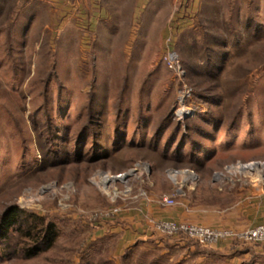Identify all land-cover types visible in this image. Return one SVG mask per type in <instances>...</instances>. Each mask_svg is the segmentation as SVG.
Here are the masks:
<instances>
[{
	"label": "rangeland",
	"instance_id": "374dc122",
	"mask_svg": "<svg viewBox=\"0 0 264 264\" xmlns=\"http://www.w3.org/2000/svg\"><path fill=\"white\" fill-rule=\"evenodd\" d=\"M100 4L0 0V264H233L188 235L175 236L191 240L183 249L109 228L123 216L107 217L118 197L99 171L148 162L141 186L160 196L173 189L167 166L194 168L198 185L235 177L227 161L264 160V0H178L151 29L112 34ZM170 47L184 72L169 87ZM91 132L105 145L92 148Z\"/></svg>",
	"mask_w": 264,
	"mask_h": 264
},
{
	"label": "crops",
	"instance_id": "0c3cea01",
	"mask_svg": "<svg viewBox=\"0 0 264 264\" xmlns=\"http://www.w3.org/2000/svg\"><path fill=\"white\" fill-rule=\"evenodd\" d=\"M100 1V6L92 7L99 8L97 10H100V15L104 18H101L104 20L102 22L103 29L108 34H112L110 27L114 24L135 33L138 32V26L144 28L147 24L150 25L151 29V26L158 24L157 17L159 14L165 15L162 18H170L169 15L172 12L174 13V8L178 3V0ZM168 11H170V14H168ZM112 14L115 17H111ZM96 23H98L97 20H95L94 24ZM181 32H184V30ZM130 36L134 39L132 40L133 44H149L148 42H144L138 34L130 33ZM207 134L206 138H213V134L209 130ZM201 142L206 144V142ZM229 178L227 182L214 183L210 177H205L196 188L189 191L188 206L161 207L149 217L145 216L142 212H130L119 218L118 222L120 223H112L109 228L114 227V230L116 229L117 232L122 230V236H165L168 240L180 245L181 248L188 249V245L191 244L188 241L191 240L187 239L188 241H186L182 239L183 237H175L187 236L186 234L172 235L163 233L157 229L156 221L165 218L237 229H244L255 223L264 221V215L257 216L255 206L243 199L245 191L244 183L234 176L230 175ZM167 184L164 185L170 189L171 185ZM217 247L218 252H215L216 258H228L229 262L234 261L233 264L243 258H249L254 262L256 259L259 260L261 257H264V248L261 246L252 245L250 248H244L240 245L238 247L233 245L230 239L224 240Z\"/></svg>",
	"mask_w": 264,
	"mask_h": 264
},
{
	"label": "built area",
	"instance_id": "2783aa9c",
	"mask_svg": "<svg viewBox=\"0 0 264 264\" xmlns=\"http://www.w3.org/2000/svg\"><path fill=\"white\" fill-rule=\"evenodd\" d=\"M170 38L173 39L172 36ZM171 48L173 47L168 49L165 56V64L169 68L172 80H170L171 82L168 83V86L169 84L174 86L178 83L179 76L184 72L183 66L178 62V53ZM181 91L183 97L190 92L180 88L179 92ZM183 97H180L181 100H184ZM187 111L188 109L185 105L178 108L176 114L179 117H183ZM224 168H227L230 173L244 183L245 192L243 199L255 206L257 216H263L264 160L243 156L236 162L227 161L224 164ZM150 170V163L137 161L133 164L104 168L99 171L100 182L108 187L109 190H114L116 197H118L117 205L106 213L107 217L124 216L130 212H142L149 217L161 207L188 206L189 191L196 187L199 180V175L194 168L189 166L165 167L164 178L172 183L173 189L171 192L160 196H154L145 187L141 186L142 177ZM214 176L219 177L220 172H215ZM156 227L163 233L172 235L186 234L205 246H218L224 240L230 239L233 245L251 243L264 248V221L244 229H237L164 218L156 221Z\"/></svg>",
	"mask_w": 264,
	"mask_h": 264
},
{
	"label": "trees",
	"instance_id": "16d2710c",
	"mask_svg": "<svg viewBox=\"0 0 264 264\" xmlns=\"http://www.w3.org/2000/svg\"><path fill=\"white\" fill-rule=\"evenodd\" d=\"M214 119H209L208 117H205L206 118V120H207V122H208V124L212 127V128H214L213 126H216L217 124L219 125L220 124V120H218L219 119V116H217L216 114L214 115ZM94 120V119H93ZM91 124H89V125H85V127H84V132H81L80 134H78V136H74V142L75 143H77V148H75V150L76 151H74V152H76L77 154L76 155H74V159L75 160H77V159H79L81 156H79L81 153H83L82 151L83 150H81L80 149V147H81V145H82V141H83V139H84V137H85V135H86V133L91 129ZM209 129V128H208ZM90 135H92V138H93V142H92V148L94 147V145L96 144V143H102V144H104L103 142H102V140L100 139V137H99V135H97L96 133H94V132H91V134ZM89 135H87V137H88ZM198 140V142L199 143H195V144H192V145H194V146H197L198 145V147L199 148H203L204 146H205V144H203L201 141H199V139H197ZM196 140V137H194V138H192V141H191V143H194L193 141H197ZM115 141H113V143H112V145L111 146H115ZM197 144V145H196ZM105 145V144H104ZM92 148H91V150H92ZM107 149L109 148L108 147V145H107V147H106ZM90 150V151H91ZM205 150V149H204ZM91 152H93V150L91 151ZM189 156H191V157H195V153L194 152H192L191 153V155H189ZM196 158V157H195ZM49 232L51 233L52 232V229H50L49 230ZM188 237H190V236H188ZM241 245V247H244V248H250V247H252V245H255V244H251V243H244V244H235V246H240Z\"/></svg>",
	"mask_w": 264,
	"mask_h": 264
},
{
	"label": "bare ground",
	"instance_id": "6f19581e",
	"mask_svg": "<svg viewBox=\"0 0 264 264\" xmlns=\"http://www.w3.org/2000/svg\"><path fill=\"white\" fill-rule=\"evenodd\" d=\"M14 27H9L10 30H12ZM257 160H260L259 158H256Z\"/></svg>",
	"mask_w": 264,
	"mask_h": 264
}]
</instances>
